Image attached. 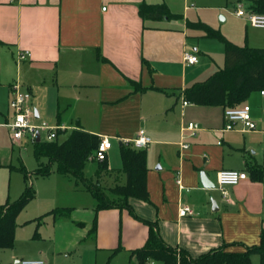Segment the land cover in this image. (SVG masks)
Listing matches in <instances>:
<instances>
[{
	"label": "crops",
	"instance_id": "crops-1",
	"mask_svg": "<svg viewBox=\"0 0 264 264\" xmlns=\"http://www.w3.org/2000/svg\"><path fill=\"white\" fill-rule=\"evenodd\" d=\"M249 1L238 0L237 4L247 10ZM141 4H164L169 15L144 19L139 14ZM245 22L247 29L261 36L247 33L245 44L238 45L219 28L197 19L188 0H0V94L8 95L9 114L5 122L13 119L12 85L19 82L20 90L31 95L37 123L43 115L55 118L53 125L62 126L64 132L83 128L100 138L118 140L120 147H134L132 140L139 129L151 138L145 148L149 201L130 200L141 220L126 215L127 209L96 212L93 204L96 229L93 225L91 233L98 241L97 253L106 251L107 264L119 255L128 264H138L133 252L149 236L144 221L155 222L163 242L184 250L190 259L226 244L228 250L238 252L262 244V107L247 100L241 105L250 106L256 129L246 130L237 123L233 130H224V107L197 105L184 97L187 88L226 65L225 44L206 37L197 25L219 30L239 47L264 48V29ZM20 51L29 52L22 62L17 60ZM184 52L195 54L198 61L186 66ZM138 84L148 89L139 91ZM259 92L264 103V91ZM190 122L200 127L196 135L186 129ZM24 139L30 141L24 137L13 143L22 147ZM181 143L188 148L182 149ZM121 168H112L107 158V170L98 173L97 163L93 177L87 178L85 170L84 176L108 189L124 183ZM221 170L248 175L238 185L225 188L229 200L217 186ZM202 171L216 189L204 188ZM182 206L191 207L193 214L180 216ZM124 220L125 228L121 225L117 235L110 239L104 235L100 241L105 222L115 227ZM36 256L49 264L43 253ZM255 258L260 264L258 254L252 256V264Z\"/></svg>",
	"mask_w": 264,
	"mask_h": 264
},
{
	"label": "trees",
	"instance_id": "trees-1",
	"mask_svg": "<svg viewBox=\"0 0 264 264\" xmlns=\"http://www.w3.org/2000/svg\"><path fill=\"white\" fill-rule=\"evenodd\" d=\"M247 11L264 14V0H250ZM139 14L144 19H159L169 15V10L164 4H141ZM197 26L204 30L206 37L216 38L225 44L226 65L205 81L187 88L184 95L186 101L202 106L220 105L224 109L235 108L241 106L252 92L264 91V48L239 47L228 41L219 30L203 23ZM135 84L137 85L136 82ZM137 89L145 91L148 88L138 84ZM64 133L66 132L59 130L54 140L33 143L37 167L32 172L23 165L18 167L24 174L25 183L32 176L47 177L54 172L72 177L76 182L89 183L84 176V170L89 161L95 160L100 137L83 128H76L70 131L65 139L59 140ZM120 153L122 161L120 172L125 176L124 183L108 189L89 183L88 189L96 201V212L110 208L127 209L136 219H140L134 213L130 200L149 201L147 151L122 145ZM97 163L98 173L107 170V159ZM35 195L34 187L28 181L25 190L17 199L0 203V249L14 247L16 219ZM69 214V209L56 208L36 221L41 222L46 215L58 218L69 216ZM144 222L149 226V236L145 245L133 252L138 264H145L148 261L154 264H252L254 254H258L260 264H264V232H262L260 246H247L245 251L238 252L228 250L229 245L226 244L197 259H190L184 250L163 242L155 222ZM95 229L96 225L93 230Z\"/></svg>",
	"mask_w": 264,
	"mask_h": 264
},
{
	"label": "rangeland",
	"instance_id": "rangeland-1",
	"mask_svg": "<svg viewBox=\"0 0 264 264\" xmlns=\"http://www.w3.org/2000/svg\"><path fill=\"white\" fill-rule=\"evenodd\" d=\"M238 0H188L197 19L208 22L219 28L222 34L238 45L245 44L247 33L261 36V32L246 28V20L235 15V6ZM236 4V5H235ZM200 34V30H197ZM248 31V32H247ZM20 89L21 88V84ZM23 92V91H22ZM260 92L255 91L248 97L247 102L255 107H262ZM8 95L0 94V203H6L17 199L25 190L26 184L31 183L35 190V197L28 203L16 219L15 247L13 249H0V263H15L16 260H37L36 255L43 253L49 258V264H107L105 250L97 253V238L92 231L95 211L93 204L96 202L93 195L87 189L88 184L68 176L54 173L52 176H32L25 183L24 174L18 169L23 164L29 172L37 167L34 157V145L24 139L22 147L13 143L10 130L4 126L7 114ZM45 119V120H44ZM40 121H46L53 125L55 118H46L44 115ZM68 130L59 137L63 140L69 134ZM46 139V133L42 132V141ZM111 149L107 152L109 165L114 169L122 167L120 144L118 140L110 138ZM97 169V160L89 161L85 167V176L92 178ZM93 186L92 182L89 181ZM54 208L69 209L66 217L54 219L52 215H46L39 224L34 219L44 216ZM126 212V215H133ZM31 220V221H30ZM127 221L119 224L105 222L102 227V237L107 239L111 235H117V229L121 225L125 228ZM113 227V228H112ZM92 232V233H91ZM95 235V234H94ZM99 240V239H98ZM37 258V259H36ZM258 264L257 258L254 259ZM110 264H128L121 255L114 257Z\"/></svg>",
	"mask_w": 264,
	"mask_h": 264
},
{
	"label": "built area",
	"instance_id": "built-area-1",
	"mask_svg": "<svg viewBox=\"0 0 264 264\" xmlns=\"http://www.w3.org/2000/svg\"><path fill=\"white\" fill-rule=\"evenodd\" d=\"M236 15L244 18L247 23L254 28L264 29V14L252 13L245 9L242 3L237 4ZM29 56L28 51H20L17 60L22 62ZM183 60L186 66L192 65L198 61V57L190 52H184ZM12 99L10 107L13 112V119L11 122L4 124L10 130L11 138L14 142H20L24 137H27L31 142H35L37 136L40 135L42 141V132L46 133V141L54 140L57 137V132L63 130L62 126H49L46 121L36 122V114L34 108L30 104L31 95L28 92L20 90L19 82L12 85ZM186 105L187 102H184ZM249 105H243L235 108H226L224 110V130H233L237 123H241L246 130L256 129V123L251 116ZM190 131L191 135H196L200 127L195 122H190L186 128ZM151 143V138L148 136L144 129H139L137 135L132 140V145L138 149H145ZM110 138L103 136L100 138L98 144L95 160L104 161L107 159V152L111 149ZM182 149L188 148V144H180ZM248 175L246 172L237 170H221L217 173V186L221 190L223 197L228 199V194L225 188L227 186H236L241 181L246 180ZM180 184V178L177 179ZM262 212L264 214V195L262 197ZM180 216L193 214V210L189 206H182L179 210ZM20 264H45L43 260H23ZM145 264H154L148 261Z\"/></svg>",
	"mask_w": 264,
	"mask_h": 264
},
{
	"label": "water",
	"instance_id": "water-1",
	"mask_svg": "<svg viewBox=\"0 0 264 264\" xmlns=\"http://www.w3.org/2000/svg\"><path fill=\"white\" fill-rule=\"evenodd\" d=\"M37 142L40 141V135L37 136V139H36ZM200 177H201V183L203 184L204 188H207V189H216V185L214 182H212L208 176L206 175L205 172H201L200 173ZM212 201V204L213 206L216 207V201L214 200V198L211 199Z\"/></svg>",
	"mask_w": 264,
	"mask_h": 264
}]
</instances>
